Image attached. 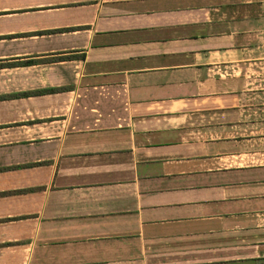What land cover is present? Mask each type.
Segmentation results:
<instances>
[{
  "label": "crops",
  "instance_id": "1",
  "mask_svg": "<svg viewBox=\"0 0 264 264\" xmlns=\"http://www.w3.org/2000/svg\"><path fill=\"white\" fill-rule=\"evenodd\" d=\"M0 264H264V0H0Z\"/></svg>",
  "mask_w": 264,
  "mask_h": 264
},
{
  "label": "trees",
  "instance_id": "2",
  "mask_svg": "<svg viewBox=\"0 0 264 264\" xmlns=\"http://www.w3.org/2000/svg\"><path fill=\"white\" fill-rule=\"evenodd\" d=\"M52 59H56V60H59L60 59V57H55V58H52ZM51 59V60H52ZM37 60H26V61H22L21 63L22 64H33V63H35Z\"/></svg>",
  "mask_w": 264,
  "mask_h": 264
}]
</instances>
